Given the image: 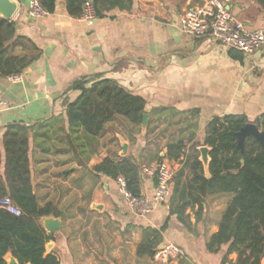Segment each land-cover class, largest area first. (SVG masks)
<instances>
[{
    "label": "crops",
    "instance_id": "1",
    "mask_svg": "<svg viewBox=\"0 0 264 264\" xmlns=\"http://www.w3.org/2000/svg\"><path fill=\"white\" fill-rule=\"evenodd\" d=\"M17 1L19 10L12 20L16 35L32 42L41 56L21 74L22 83L0 78L4 103L0 147L5 159L3 135L8 125L31 127L34 193L40 206L53 203L61 213L62 227L54 233L46 231L53 235L46 254L55 255L61 264H156L137 254L142 230L168 223L160 247L181 248L182 257L174 264H221L223 253H208L206 243L219 231L232 196L204 197L194 192L205 200L197 223L199 205L189 197L190 165L197 154L200 159L199 148L206 146V128L213 118L244 115L255 123L264 114V48L243 54L185 34L181 17L204 0H132L129 11L113 10L93 24L70 17L66 0H57L55 12L41 19L29 16V0ZM226 1L248 30L264 29V0ZM27 53L22 48L15 51L19 56ZM95 76L117 82L146 101L150 124L145 134L122 117L108 123L101 137L72 131L66 103L76 101L80 92L68 89ZM179 140L186 148L180 161H173L177 178L172 197L168 203L156 204L147 216L127 204L116 181L94 171L108 156L124 158L122 141L128 144L126 157L134 158L142 171L160 158L168 160L167 146ZM180 171L183 175L176 187ZM141 179L142 196L152 199L156 179L142 173ZM184 190L185 201L190 202L185 224L171 214L185 202L180 197ZM94 205H103L102 211ZM106 222L118 227L116 240L106 230ZM229 259L235 262L237 255Z\"/></svg>",
    "mask_w": 264,
    "mask_h": 264
},
{
    "label": "trees",
    "instance_id": "2",
    "mask_svg": "<svg viewBox=\"0 0 264 264\" xmlns=\"http://www.w3.org/2000/svg\"><path fill=\"white\" fill-rule=\"evenodd\" d=\"M57 0H40L42 7L53 14ZM91 2L97 18H103L113 10L129 11L132 0H66L68 14L82 18L84 5ZM14 21L0 17V78L19 75L37 61L40 50L27 38L16 35ZM28 50L24 56L15 54L16 49ZM79 91V98L66 103L67 117L72 131L82 130L90 137H101L106 125L117 118H124L141 130L146 101L132 95L117 82L99 79L97 76L74 82L68 92ZM249 122L246 116L226 115L213 118L206 128L204 144L212 149L210 173L207 179L204 168L196 155L190 165L192 172L189 197L199 205L197 223L204 213L205 200L212 194H227L232 200L219 223V231L206 243L210 254L223 253L221 264H261L264 258V147L254 137L245 141V153L238 147L236 133ZM264 131V114L254 123ZM31 127L13 123L3 135L4 155L0 147V200L9 198L21 211L14 216L0 209V264H7L5 257L11 253L20 264H61L52 254H46V246L53 235L48 234L41 219L61 213L53 203L40 206L34 193L30 170ZM186 148L183 140L167 146L166 159L179 162ZM163 159L160 158L159 161ZM95 173L117 181L124 177L127 188L135 197L142 196L141 167L132 157H106L94 168ZM183 171L178 173L176 187ZM177 178V174L175 176ZM186 190V189H185ZM180 195L185 201V193ZM190 205L185 201L171 214L185 224L184 211ZM168 223L159 229L143 228L142 241L137 248L139 257L153 259L163 242ZM236 254L237 260L230 261Z\"/></svg>",
    "mask_w": 264,
    "mask_h": 264
},
{
    "label": "built area",
    "instance_id": "3",
    "mask_svg": "<svg viewBox=\"0 0 264 264\" xmlns=\"http://www.w3.org/2000/svg\"><path fill=\"white\" fill-rule=\"evenodd\" d=\"M28 14L35 19L50 15L42 7L40 0L28 1ZM82 18L88 24H93L97 19L96 10L90 1L84 5ZM180 26L185 34L193 38L211 39L228 50L243 54H252L264 48V29L248 30L244 23L235 17L226 0H204L201 5L183 14ZM9 78L14 84L23 82L21 74ZM2 105L4 103L0 102V106ZM141 173L156 179V190L152 199L133 196L127 188L126 179L122 176L116 183L127 204L140 215L147 216L153 212L156 204H165L170 201L177 169L173 162L163 160L143 167ZM0 209L14 216L22 215V211L9 198L0 200ZM182 254L178 246L164 245L159 247L153 260L157 264H174Z\"/></svg>",
    "mask_w": 264,
    "mask_h": 264
},
{
    "label": "water",
    "instance_id": "4",
    "mask_svg": "<svg viewBox=\"0 0 264 264\" xmlns=\"http://www.w3.org/2000/svg\"><path fill=\"white\" fill-rule=\"evenodd\" d=\"M19 10V3L17 0H0V17L6 21H12ZM150 124V116L148 114L143 115L142 122V133L145 134L148 130ZM238 139V147L241 149L243 156L245 153V141L248 137H254L259 141L264 147V131L260 130L258 126L254 123H248L240 132L236 133ZM212 149L208 146H203L199 148L200 152V162L203 165L205 176L207 179L211 178V173L209 170L211 163V153ZM128 154V144L122 141V157H126ZM94 209L97 211H102L103 205H94ZM43 228L49 232L54 233L62 227V223L59 218L53 216L46 217L42 219ZM10 255V261H7V256ZM7 264H17L15 258L11 253H8L5 257Z\"/></svg>",
    "mask_w": 264,
    "mask_h": 264
},
{
    "label": "rangeland",
    "instance_id": "5",
    "mask_svg": "<svg viewBox=\"0 0 264 264\" xmlns=\"http://www.w3.org/2000/svg\"><path fill=\"white\" fill-rule=\"evenodd\" d=\"M106 215V214H105ZM102 216V215H101ZM94 217H98L97 214H95ZM106 230L109 232V235L112 237V239L114 238V240H116L118 234H119V230L117 226H111L110 224H107L106 222ZM182 257V256H181ZM181 259V258H180ZM180 259H177V261H179ZM176 261V262H177ZM156 263V262H155ZM175 263V262H174ZM144 264H150L149 261H145ZM157 264V263H156Z\"/></svg>",
    "mask_w": 264,
    "mask_h": 264
}]
</instances>
